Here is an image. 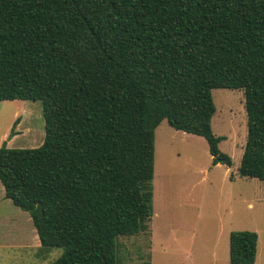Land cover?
<instances>
[{"label":"trees","instance_id":"trees-1","mask_svg":"<svg viewBox=\"0 0 264 264\" xmlns=\"http://www.w3.org/2000/svg\"><path fill=\"white\" fill-rule=\"evenodd\" d=\"M242 89L238 173L264 180V0H0V100H41L37 148L0 146L6 197L30 213L51 264H122L121 236L149 229L156 130L213 132V89ZM259 236L234 231L231 264Z\"/></svg>","mask_w":264,"mask_h":264},{"label":"rangeland","instance_id":"rangeland-1","mask_svg":"<svg viewBox=\"0 0 264 264\" xmlns=\"http://www.w3.org/2000/svg\"><path fill=\"white\" fill-rule=\"evenodd\" d=\"M212 92L213 132L224 137L219 147L233 165L214 164L203 136L176 130L163 120L156 130L149 229L119 238L122 264H231V233L243 230L258 234L255 264H264V180L238 173L248 135L245 93L230 88ZM45 137L41 100H0V146L37 148ZM2 191L0 181V264H51L62 256L64 248L39 251L32 245L33 222L26 223L27 229L18 223L30 213ZM9 218L14 221L12 231Z\"/></svg>","mask_w":264,"mask_h":264},{"label":"crops","instance_id":"crops-1","mask_svg":"<svg viewBox=\"0 0 264 264\" xmlns=\"http://www.w3.org/2000/svg\"><path fill=\"white\" fill-rule=\"evenodd\" d=\"M1 181V180H0ZM2 183V182H1ZM3 184V183H2ZM4 186V185H3ZM2 192H4V197L5 198H7L6 197V190H5V187H4V191H2ZM2 198H3V193H2ZM8 199V198H7ZM11 200V199H10ZM12 201V200H11ZM13 202V201H12ZM7 221H8V227L10 228V230L12 231V229H11V227L13 228V226H14V221H13V219L12 218H9V219H7ZM30 221H32L33 222V220H32V218H31V215H30V218H28V219H25L24 220V222H19L18 221V223H19V226H21L22 228H25V229H27L28 228V223L30 224ZM27 223V224H26ZM33 225H34V223H33ZM18 226V227H19ZM34 227H35V225H34ZM29 231H30V235H31V239H32V245L33 246H35L36 248H39V251L40 250H42V248H41V241H40V238H39V235H38V233H37V230H36V228H34V229H32L31 227H29ZM34 232H36V233H34ZM30 242V243H31Z\"/></svg>","mask_w":264,"mask_h":264},{"label":"water","instance_id":"water-1","mask_svg":"<svg viewBox=\"0 0 264 264\" xmlns=\"http://www.w3.org/2000/svg\"><path fill=\"white\" fill-rule=\"evenodd\" d=\"M219 162H222V163H224V161H223L222 159H220V160H219Z\"/></svg>","mask_w":264,"mask_h":264},{"label":"bare ground","instance_id":"bare-ground-1","mask_svg":"<svg viewBox=\"0 0 264 264\" xmlns=\"http://www.w3.org/2000/svg\"><path fill=\"white\" fill-rule=\"evenodd\" d=\"M161 193V192H160Z\"/></svg>","mask_w":264,"mask_h":264}]
</instances>
